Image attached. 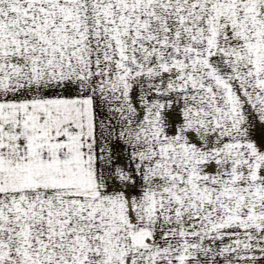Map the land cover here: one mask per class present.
Wrapping results in <instances>:
<instances>
[{
	"label": "snow or ice",
	"instance_id": "snow-or-ice-1",
	"mask_svg": "<svg viewBox=\"0 0 264 264\" xmlns=\"http://www.w3.org/2000/svg\"><path fill=\"white\" fill-rule=\"evenodd\" d=\"M0 264H264V0H0Z\"/></svg>",
	"mask_w": 264,
	"mask_h": 264
}]
</instances>
